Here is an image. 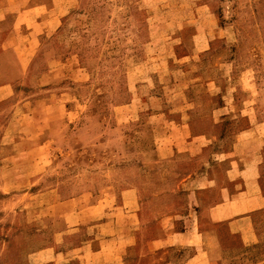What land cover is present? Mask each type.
<instances>
[{
    "label": "rangeland",
    "instance_id": "1",
    "mask_svg": "<svg viewBox=\"0 0 264 264\" xmlns=\"http://www.w3.org/2000/svg\"><path fill=\"white\" fill-rule=\"evenodd\" d=\"M58 1L51 11L65 16L55 39L40 42L38 54L16 81L18 95L0 104L1 137L17 101L53 94L67 102L45 152L35 148L34 134L20 142L3 140L0 155L12 160L23 146L28 153L27 169L21 170L27 179L21 174L13 191L0 193V264H20L27 253L55 243L64 252L60 264L79 262L81 253L71 249L95 233L83 225L58 234L46 231L45 219H34L31 195L36 189L53 187L59 199L89 195L68 205L73 208L100 194L135 192L140 225L156 232L157 221L171 206L170 195L184 194L179 179L195 166L200 170L208 151L166 162L164 145L177 137L164 136L170 128L165 113L172 118L183 114L188 134L212 132L215 149L225 148L231 139L226 136L248 125L251 105L242 102L254 83L253 106L264 118V0ZM11 60L1 58L0 69L11 70ZM63 60L54 83L38 87L39 73L51 61ZM19 75L2 71L0 80ZM220 106L225 108L217 110ZM41 110L37 105L24 113ZM27 122L21 127L30 126ZM208 170L210 177L219 174ZM259 177L264 191V161ZM212 195L208 191L205 198ZM250 219L264 227V216ZM166 254L140 243L137 257L161 264Z\"/></svg>",
    "mask_w": 264,
    "mask_h": 264
},
{
    "label": "crops",
    "instance_id": "2",
    "mask_svg": "<svg viewBox=\"0 0 264 264\" xmlns=\"http://www.w3.org/2000/svg\"><path fill=\"white\" fill-rule=\"evenodd\" d=\"M60 3L58 0H0V59L12 57L11 70L0 69V72H22L14 80H0V104L18 95L16 81L23 78L30 59L38 54L40 42L55 39L65 13L51 10L57 9ZM57 62L62 65L53 64ZM64 64V60L51 61L39 73L38 87L54 83ZM248 87L250 94L242 102L251 105L246 111L248 125L227 135L231 137L230 146L225 148L215 149L212 141L216 134L212 132L188 134L190 126L183 114L172 118L165 113L171 129L164 130V136L177 137L164 145L166 162L174 157L176 160L197 158L204 150L208 151L200 170L195 166L179 179L184 194L181 198L170 195L171 206L157 221L156 232L148 224L140 225V202L135 192L123 191L120 196L100 194L95 201L76 204L73 208L68 205L89 195L59 199L53 187L36 189L31 195L36 201L34 219H45L46 231L58 234L83 225L95 232L71 249L81 253L82 260L67 264L152 263L137 257L140 243L146 250L161 248L166 252L161 264H264V227L252 225L250 219L264 216V191L259 177L264 161V118L259 117L253 106L256 84ZM66 103L53 94L17 101L2 126L0 152L5 149L4 139L11 137L20 142L23 136L26 140L32 134L36 139L35 148L45 152L51 145L55 125L64 120L61 112H65ZM37 105L42 107L41 111L24 113L25 109ZM224 108L220 106L217 110ZM24 119L30 124L27 128L21 127ZM16 152L12 160L8 154L0 155V193L3 195L16 188L21 174L26 175L21 170L27 169L28 150L23 146ZM38 162L36 166L44 163ZM208 169L219 173L218 176L210 177ZM208 191L213 194L210 199L205 198ZM59 207L65 208L60 211ZM63 253L56 243L44 244L24 255L20 264H60Z\"/></svg>",
    "mask_w": 264,
    "mask_h": 264
}]
</instances>
